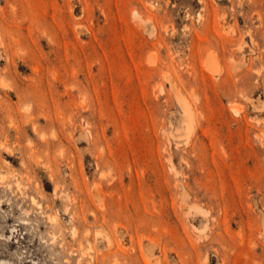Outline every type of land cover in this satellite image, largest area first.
Instances as JSON below:
<instances>
[{
	"label": "rangeland",
	"instance_id": "obj_1",
	"mask_svg": "<svg viewBox=\"0 0 264 264\" xmlns=\"http://www.w3.org/2000/svg\"><path fill=\"white\" fill-rule=\"evenodd\" d=\"M0 264H264V0H0Z\"/></svg>",
	"mask_w": 264,
	"mask_h": 264
},
{
	"label": "bare ground",
	"instance_id": "obj_2",
	"mask_svg": "<svg viewBox=\"0 0 264 264\" xmlns=\"http://www.w3.org/2000/svg\"><path fill=\"white\" fill-rule=\"evenodd\" d=\"M105 162H108V160L107 159H105ZM102 174H103V172H101ZM104 175V174H103ZM96 188L97 189H95V190H100L101 188H100V182H98L97 184H96ZM95 194V196L96 195H99V193H98V191L96 192V193H94ZM132 236V235H131ZM106 238V237H105ZM110 238H112V237H110ZM107 244H109V245H111V240L110 239H107ZM120 262V261H119Z\"/></svg>",
	"mask_w": 264,
	"mask_h": 264
}]
</instances>
